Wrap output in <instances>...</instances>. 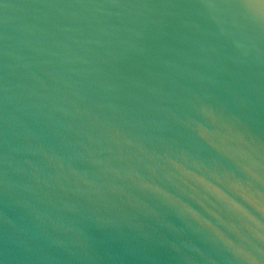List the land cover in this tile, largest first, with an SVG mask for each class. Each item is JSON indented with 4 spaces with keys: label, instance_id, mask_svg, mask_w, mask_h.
Returning <instances> with one entry per match:
<instances>
[{
    "label": "water",
    "instance_id": "obj_1",
    "mask_svg": "<svg viewBox=\"0 0 264 264\" xmlns=\"http://www.w3.org/2000/svg\"><path fill=\"white\" fill-rule=\"evenodd\" d=\"M0 264H264V0H0Z\"/></svg>",
    "mask_w": 264,
    "mask_h": 264
}]
</instances>
